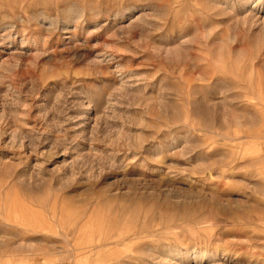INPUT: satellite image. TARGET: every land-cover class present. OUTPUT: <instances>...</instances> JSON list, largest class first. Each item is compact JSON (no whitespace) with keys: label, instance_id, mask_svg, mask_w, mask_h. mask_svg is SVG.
Wrapping results in <instances>:
<instances>
[{"label":"rangeland","instance_id":"1","mask_svg":"<svg viewBox=\"0 0 264 264\" xmlns=\"http://www.w3.org/2000/svg\"><path fill=\"white\" fill-rule=\"evenodd\" d=\"M0 264H264V0H0Z\"/></svg>","mask_w":264,"mask_h":264}]
</instances>
